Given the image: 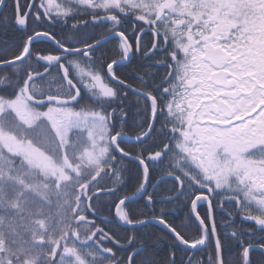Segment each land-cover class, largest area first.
Wrapping results in <instances>:
<instances>
[{
    "label": "snow or ice",
    "instance_id": "snow-or-ice-1",
    "mask_svg": "<svg viewBox=\"0 0 264 264\" xmlns=\"http://www.w3.org/2000/svg\"><path fill=\"white\" fill-rule=\"evenodd\" d=\"M0 13L23 35L18 54L0 60L14 69L0 76V264H161L141 259L150 237L139 229L154 222L172 237L163 264H177L179 245L224 264L222 232L240 249L237 264H255L264 0H0ZM41 37L55 52L33 49ZM137 56L149 62L142 74L118 76ZM166 180L161 202L183 198L195 237L164 209L133 206L144 199L155 212Z\"/></svg>",
    "mask_w": 264,
    "mask_h": 264
},
{
    "label": "trees",
    "instance_id": "trees-1",
    "mask_svg": "<svg viewBox=\"0 0 264 264\" xmlns=\"http://www.w3.org/2000/svg\"><path fill=\"white\" fill-rule=\"evenodd\" d=\"M5 11L7 12L8 10ZM0 15L3 14L0 13ZM33 27H37L38 30H46L48 28V25H33ZM53 34L57 35V39H63L64 33L59 29H54ZM131 39L132 37L130 36V40ZM143 39L148 40L149 37L145 36L143 37ZM22 40V30H18V27H14L11 22L0 19V60H11L15 54H18ZM109 47H111V45H107L105 49L98 50V53L106 50ZM33 49L40 50L44 53H47L49 51L55 52V45L47 39H39L33 44ZM147 63L149 62L144 61L140 56H137L132 59L131 63H129L128 61L123 62L120 67L116 68V73L122 79H127L129 82H134L137 78L138 72L133 70L137 69L139 71V74H142ZM13 70L14 69L11 68L0 69V76H3L6 72L10 73ZM40 70L42 71V68ZM159 71L163 72L164 70L160 69ZM129 95L131 96V94ZM125 131L129 132L130 135L135 134L131 129H125ZM103 182L106 183V179ZM166 188L170 189V187ZM103 199L107 200L108 197H104ZM144 204L145 200L140 199L133 206L137 207L139 211L143 212L147 216H158L160 214L159 210L164 209L166 212L165 219H167L169 223H172L173 226H176L178 231H181L182 234H186V238L195 237L197 235L195 231L194 218H192L191 220L188 218V210L184 206L183 198H181L180 200H176V202H172V204H166L161 208L153 206L156 209L155 212L149 211L148 208L144 207ZM217 213L218 228H221L222 226L220 222L224 219H227V215L225 212H221L219 209H217ZM101 215L108 216V212L104 211L102 208ZM136 218L143 219L144 216H138ZM97 223H99V221H97ZM237 223L239 224L240 221L237 220ZM184 225H187V227H184ZM243 227L245 229H248L254 227V225L252 224V222L246 221L243 223ZM122 232L123 229H121V233ZM139 232L142 235H147L150 237V239L148 240L149 249L148 251L141 253V259L158 260L161 261V264H163L169 252V245L172 243L171 235L167 232L166 229L163 228L162 225L155 222L149 224L145 228H140ZM158 236L164 237V239L161 240L158 245H154L153 241ZM221 239L223 244L222 255L224 258V264H237V255L240 249L237 248L236 242L230 237H225L223 235V232L221 233ZM171 250L177 252V264H185L187 258H189L191 254L193 256V264H207V258L210 254L203 248L190 249L183 245H179L178 250ZM250 255L255 264H260L261 260H264V254H262L259 250L251 252Z\"/></svg>",
    "mask_w": 264,
    "mask_h": 264
},
{
    "label": "flooded vegetation",
    "instance_id": "flooded-vegetation-1",
    "mask_svg": "<svg viewBox=\"0 0 264 264\" xmlns=\"http://www.w3.org/2000/svg\"><path fill=\"white\" fill-rule=\"evenodd\" d=\"M160 175H161V173H155L154 174L155 179H159ZM153 182H155V181H153ZM166 187H170V188L172 187V181L171 180H166L164 183L160 184L159 188L157 189V192L160 193V198L157 199V202L153 206L161 208L166 204H172V202H176V200H173L171 203L161 202L163 197H166L170 194V192L168 191V189ZM148 191L151 192L152 189L149 188ZM202 207H203V205H202ZM237 220H239V218ZM192 257L193 256L191 254L189 258L192 259ZM189 258H187V260ZM187 260H186V262H187Z\"/></svg>",
    "mask_w": 264,
    "mask_h": 264
},
{
    "label": "water",
    "instance_id": "water-1",
    "mask_svg": "<svg viewBox=\"0 0 264 264\" xmlns=\"http://www.w3.org/2000/svg\"><path fill=\"white\" fill-rule=\"evenodd\" d=\"M186 247V246H185ZM187 248H189V247H187ZM191 249V248H190ZM186 264H187V262H186Z\"/></svg>",
    "mask_w": 264,
    "mask_h": 264
},
{
    "label": "bare ground",
    "instance_id": "bare-ground-1",
    "mask_svg": "<svg viewBox=\"0 0 264 264\" xmlns=\"http://www.w3.org/2000/svg\"><path fill=\"white\" fill-rule=\"evenodd\" d=\"M44 37H41V39H43Z\"/></svg>",
    "mask_w": 264,
    "mask_h": 264
}]
</instances>
